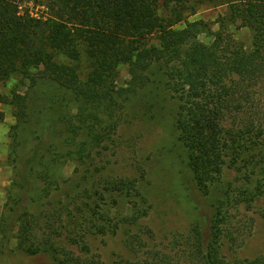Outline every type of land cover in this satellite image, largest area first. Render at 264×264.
<instances>
[{
	"label": "trees",
	"instance_id": "16d2710c",
	"mask_svg": "<svg viewBox=\"0 0 264 264\" xmlns=\"http://www.w3.org/2000/svg\"><path fill=\"white\" fill-rule=\"evenodd\" d=\"M22 1L44 11L34 16L21 7ZM218 7L226 8L227 22H239L251 32L250 49L225 32V18L217 32L202 20L189 21L202 8ZM178 26L182 28L174 32ZM203 34L211 37L210 44L199 40ZM120 65L128 66L129 91L146 87L153 66L162 71L177 103L178 141L200 196L210 195L226 169L237 170L244 183L229 184L223 197L211 204V214L204 219L209 224L206 234L195 231L182 254L149 250L134 262L116 264H226L221 247L231 209L249 208L264 197V0H0V82L33 71V82L50 80L73 93L81 105L74 117L64 118L66 141L77 147L81 164L104 140L100 107L114 94ZM7 103L15 107L17 124L27 121L25 97L0 94V124ZM95 172L87 166L82 182L88 183ZM255 173L261 175L254 182ZM103 182L84 187L71 197L72 204L37 215L26 209L34 198L19 197L0 217L1 255L100 264L89 257L85 236L114 232L118 224H137L149 214L136 180ZM26 183L28 192L29 180ZM106 193L128 198L131 215L123 219L103 209ZM65 241L79 245L88 256L67 251ZM126 243L131 250L145 246L138 235ZM247 264H264V259Z\"/></svg>",
	"mask_w": 264,
	"mask_h": 264
},
{
	"label": "rangeland",
	"instance_id": "374dc122",
	"mask_svg": "<svg viewBox=\"0 0 264 264\" xmlns=\"http://www.w3.org/2000/svg\"><path fill=\"white\" fill-rule=\"evenodd\" d=\"M20 5L34 16L44 11L42 7L25 1ZM224 18L225 32L245 49H250L251 32L241 28L239 22H227L225 7L202 8L189 21L202 20L217 32ZM180 28L182 26L176 27L174 32ZM199 40L204 44L212 41L204 34ZM128 70L127 65H120L115 71L114 94L100 107L103 112L99 124L104 140L91 151V158H86L85 164L76 161L77 147L66 141L64 118L74 117L81 105L71 91L46 79L33 82V71L16 73L0 82V94L10 99L25 97L28 112L27 121L17 124L15 107L9 103L2 106L0 217L21 196L34 198L26 209L37 215L69 203L72 196L81 193L84 187L89 188L91 183L102 186L105 178L136 180L149 214L137 224H118L114 232L85 236L89 257H95L100 264L134 262L149 250L172 256L182 254V250L189 247L188 239L195 231L206 234L209 224L204 219L211 214V204L223 197L229 184L244 183L237 170L226 169L222 182L212 188L210 195L200 196L187 166L185 151L178 141L174 125L177 103L173 92L165 86V76L153 66L146 87L129 91ZM262 90L264 94V85ZM87 166L99 172H95L88 183H83L81 176ZM260 175L253 174L252 180L255 182ZM102 208L123 219L131 215L129 199L115 193H106ZM231 216L221 247L226 264H247L258 258L264 259V197L249 208L241 205L231 209ZM68 230L67 226L63 229L65 238L70 236ZM135 235L145 242L140 251L138 248L131 250L126 243ZM15 245L13 239L11 246ZM63 245L67 251L80 254L81 258L88 256L79 245H70L67 241ZM0 264L54 263L47 255L3 257L0 253Z\"/></svg>",
	"mask_w": 264,
	"mask_h": 264
}]
</instances>
